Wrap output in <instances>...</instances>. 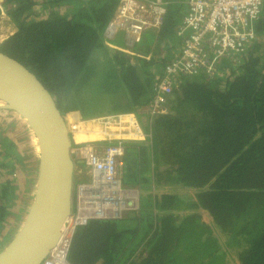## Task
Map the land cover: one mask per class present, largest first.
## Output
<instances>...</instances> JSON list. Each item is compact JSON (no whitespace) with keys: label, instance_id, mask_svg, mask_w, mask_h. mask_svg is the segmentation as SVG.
<instances>
[{"label":"trees","instance_id":"trees-1","mask_svg":"<svg viewBox=\"0 0 264 264\" xmlns=\"http://www.w3.org/2000/svg\"><path fill=\"white\" fill-rule=\"evenodd\" d=\"M118 1L3 0L16 32L0 52L29 69L64 116L135 113L152 134L126 143L125 186L142 188L140 210L78 228L69 263L264 264V13L256 44L237 63L222 60L211 80L181 77L164 114L154 109L155 77L180 52L187 0H164L162 28L135 46L151 60L103 44ZM14 146L2 139L0 232L18 192Z\"/></svg>","mask_w":264,"mask_h":264},{"label":"built area","instance_id":"built-area-1","mask_svg":"<svg viewBox=\"0 0 264 264\" xmlns=\"http://www.w3.org/2000/svg\"><path fill=\"white\" fill-rule=\"evenodd\" d=\"M185 5L186 17L177 33L182 44L180 52L177 59L166 67L164 75L155 77L154 109L164 114V104L181 84V75L189 78L203 76L211 80L216 76L222 60H235L237 63L238 57L245 55L256 44L255 23L264 13V0H187ZM166 11L167 2L164 0H119L103 31V44L132 57L151 60V54L138 53L135 46L142 42L147 31L162 28ZM3 20L12 30L5 38L0 36V45L16 32L6 14L3 0H0V21ZM119 38L124 40L123 45L118 43ZM116 115L132 119L124 125L125 130H120L119 125L110 121L115 116L104 117L108 118L112 127L108 124L102 126L114 128L110 135H105L111 138V143L100 150L87 143L75 145L72 149L73 157L82 163L88 180L75 186L76 203L65 223L61 242L42 264H70L68 255L73 236L78 228L90 221L114 222L128 212L140 210V191L136 187L125 186L128 169L126 144L116 136L124 132L125 141L147 142L151 141L152 134L145 131L135 113ZM109 166L111 173L107 171Z\"/></svg>","mask_w":264,"mask_h":264},{"label":"water","instance_id":"water-1","mask_svg":"<svg viewBox=\"0 0 264 264\" xmlns=\"http://www.w3.org/2000/svg\"><path fill=\"white\" fill-rule=\"evenodd\" d=\"M0 109L20 119L38 140V178L28 206L10 241L0 250V264H42L58 245L73 211L75 161L66 116L51 93L24 65L0 52Z\"/></svg>","mask_w":264,"mask_h":264},{"label":"rangeland","instance_id":"rangeland-1","mask_svg":"<svg viewBox=\"0 0 264 264\" xmlns=\"http://www.w3.org/2000/svg\"><path fill=\"white\" fill-rule=\"evenodd\" d=\"M11 30H12V27L6 22V20H3L2 22L0 21V36H3L5 38L6 36L9 35V33L11 32ZM112 116H115L112 119V121L114 122V124H117L120 127L123 125L122 126V128L124 127L123 129L120 128V127L118 128V129H121V130H125V126L124 125H126L128 123V121L130 119H132L131 117H128V116L126 117L127 118L126 119L125 117L117 116L116 114L115 115H112ZM67 117H68V119H70L69 122L71 124V133L73 132L74 135H75V131H73V129H72V123L73 122H78L82 126H85V125L86 126L94 125V127H102V124L103 125H105V124L107 125L108 124L110 126V121H111V120L109 121L108 118H104L105 116H95V117H91L89 119H80L78 116H73V115H69V116L67 115ZM120 117H122V118H120ZM9 119L7 120L8 121L7 123L10 124V127H7V129L5 131V134H9L10 137H12L15 140V143L18 144V147H20L19 149L21 150L22 155L24 156L25 153H26V148H28V146L30 145L29 140L25 141L26 140L25 137H27L28 139H30L29 129H27L26 126L24 125V123L21 122L20 119H18L17 117H15L14 119L13 118H11L10 120ZM12 120H15L16 121V123L13 124V125H11L12 124ZM119 120H121V121H119ZM123 120H126V121H123ZM123 134H124V132L122 134H120L121 136L120 135H117L116 138H118V140H121V141H123L124 144H126V141L125 140L127 139V137L122 136ZM78 140H79V142H77ZM78 140H77V138L73 140V147H75V145H79V144L86 145L85 143H87V144H98L100 146H104V144L107 145V144L111 143V138L109 139L107 136L102 135V134L100 135L99 139L97 138L94 141L83 142V141H80L81 139H79V138H78ZM112 141H114V139H112ZM126 153H127V150H126ZM74 159L76 160L75 156H74ZM23 161L25 162L24 159H23ZM78 166H80V165L78 164ZM20 168H21V166H20ZM14 178H15V176H14ZM16 179H17V182L18 183H19V181L22 182L21 183L22 185H24L23 183H26L24 177H21V178H18L17 177ZM28 179L29 178H27V181H28ZM81 181L86 182L87 179L86 180H81L79 177H75V175H74V184H75L74 186H77L78 185V182H81ZM28 189H29V186L28 185L22 186L21 198H16L15 201H12V203L15 205V208H12V212L10 214V217H8L7 220L5 221V223L3 224V227L4 228H2L1 229V232H0L1 233V235H0V241L2 240L3 237H6V234H4V229L5 228H7V233H8L10 226H12V228H14V230H15L16 226H18L21 223V219H23V216L25 215L26 208L28 206L27 197L30 194L28 192ZM74 197L75 196H73V198ZM75 203L76 202H73V208L75 207V205H74ZM73 211H74V209H73ZM205 223H208L207 220H205ZM206 228L210 229V226H206ZM211 232H212L211 230L208 231V233L212 236V233ZM13 233H14V231H13ZM12 235L10 236L11 238H12ZM212 238H213V236H212ZM213 239H215V238H213ZM228 244L230 246H233L234 245V247H237V248L239 246L237 244V242H234V241L232 242L230 240H228ZM0 246H3V245H0ZM211 247L212 248L220 249V251H222V252H224L226 250L224 245H220L219 246V244L218 245H212L211 244ZM231 256H234V255L231 254ZM237 262H238L237 259L235 260L234 257L233 258H228L226 260V264H237ZM203 264H209V263H208V261H206ZM214 264H222V262L221 261H216Z\"/></svg>","mask_w":264,"mask_h":264},{"label":"flooded vegetation","instance_id":"flooded-vegetation-1","mask_svg":"<svg viewBox=\"0 0 264 264\" xmlns=\"http://www.w3.org/2000/svg\"><path fill=\"white\" fill-rule=\"evenodd\" d=\"M7 113H1L0 114V151L4 150L2 148V139L3 138H9L11 140L12 143H14V147H15V165H16V170L13 174V180L15 182V185L18 187V192H17V198H21V191H22V186L24 185H28L29 186V179L31 177V172L34 171L35 165H36V161H35V157H33V153H32V147L29 145L28 148H26V153L23 156L21 150L19 149L20 147H18V144L15 143V140L10 137L9 134H5V131L7 129V127H10V124L7 123L8 119L10 118H15L14 114H12V112L8 111V110H4ZM9 119V120H10ZM16 121L12 120V124H15ZM16 136V135H15ZM26 140H29L30 143V139H28L27 137H25ZM23 159L25 160V162L23 161ZM19 166V167H18ZM21 166V168H20ZM26 172V173H25ZM23 173V174H22ZM15 176V178H14ZM21 178L24 177L25 178V182L23 183L24 185H22L19 181V183L17 182L16 178ZM27 178L28 181H27ZM18 184V185H17ZM14 228H12V226L9 227V232L7 233V228L4 229V234H6V237H3L2 240L0 241V250L3 249V247L10 241V236L13 234ZM1 235V233H0ZM3 243V244H2Z\"/></svg>","mask_w":264,"mask_h":264},{"label":"crops","instance_id":"crops-1","mask_svg":"<svg viewBox=\"0 0 264 264\" xmlns=\"http://www.w3.org/2000/svg\"><path fill=\"white\" fill-rule=\"evenodd\" d=\"M136 116L138 118V115H136ZM66 121H67V125H68V127L70 129V122H69L70 119H68L67 116H66ZM138 121L140 122L142 127L145 126V124L147 123V122H145V119H144L143 116L138 118ZM144 129H145V131H148L145 127H144ZM70 135H71V138L73 140V134L70 133ZM30 146L32 147L33 157H35V161H36V165H35L34 171L31 172V177L29 179V187H32L33 184L36 183L37 178H38L40 157H41V151H40L39 143H38V140L34 137V135L30 137ZM132 166L134 168H136L135 165H132ZM129 169H133V168L129 166ZM75 177H79L81 180H86L87 176L85 175V170L82 169L80 166H77V169L75 171ZM129 186H136L140 190V192L142 193V191H141L142 188L138 184H131L130 183Z\"/></svg>","mask_w":264,"mask_h":264},{"label":"bare ground","instance_id":"bare-ground-1","mask_svg":"<svg viewBox=\"0 0 264 264\" xmlns=\"http://www.w3.org/2000/svg\"><path fill=\"white\" fill-rule=\"evenodd\" d=\"M181 77H184V76H180V79ZM123 117V116H122ZM120 117V118H122ZM126 118V117H125ZM127 119V118H126ZM91 121V120H90ZM112 121V120H111ZM121 121V120H119ZM123 121H126V120H123ZM114 123V122H113ZM119 123V122H118ZM99 125V124H98ZM96 126V125H95ZM112 127V126H110ZM109 126H105V127H94V125H91V126H82L80 123L78 122H73L72 123V129L73 131H75V137L79 139H81L80 141H83V142H89V141H94L96 140L97 138L99 139L100 135H110L111 131L114 130V128H110ZM122 127V126H121ZM124 128V127H123ZM122 128V129H123ZM137 128V131L139 132V128ZM121 130V129H120ZM141 135V134H140ZM80 136V137H79ZM121 136V135H120ZM75 138V139H76ZM103 139V138H102ZM110 139V138H109ZM79 142V140L77 141ZM107 171L109 173H111V167H107ZM81 182H84V181H81ZM80 183V182H78ZM75 185V184H74ZM74 190H75V186H74ZM74 190H73V194H74ZM73 202H74V198H73ZM69 219V218H68ZM63 234V233H62ZM61 239H62V235H61V238H60V242H61ZM59 243V242H58ZM57 247V246H56ZM55 247V248H56ZM50 254V253H49ZM48 257V256H47Z\"/></svg>","mask_w":264,"mask_h":264},{"label":"clouds","instance_id":"clouds-1","mask_svg":"<svg viewBox=\"0 0 264 264\" xmlns=\"http://www.w3.org/2000/svg\"><path fill=\"white\" fill-rule=\"evenodd\" d=\"M73 116H77V115H73ZM108 116H110V115H108ZM106 117V116H105ZM70 130H71V124H70ZM72 134H73V140L75 139V136H74V133L72 132ZM73 140H72V147H73ZM127 142H134V141H130V140H127L126 141V143ZM94 146H96L99 150L103 147V146H100V145H98V144H93ZM104 145H106V144H104ZM126 150H127V146H126ZM127 154V153H126ZM73 156V155H72ZM74 158V157H73ZM74 161H75V170L77 169V166H78V164L80 165V167L81 168H83L82 167V163L79 161V160H75L74 159ZM78 163V164H77ZM84 169V168H83ZM128 169H129V166H128ZM74 175H75V171H74ZM87 180H88V178H87ZM133 187H136V186H133ZM137 188V187H136ZM138 189V188H137ZM139 190V189H138ZM140 191V190H139ZM140 195H141V198H142V193L140 192ZM74 196V195H73Z\"/></svg>","mask_w":264,"mask_h":264}]
</instances>
